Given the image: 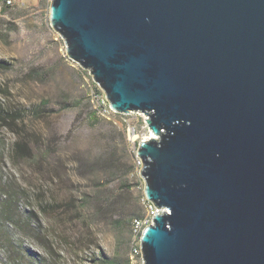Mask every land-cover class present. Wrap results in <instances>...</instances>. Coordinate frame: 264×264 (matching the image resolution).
<instances>
[{
  "label": "water",
  "instance_id": "obj_1",
  "mask_svg": "<svg viewBox=\"0 0 264 264\" xmlns=\"http://www.w3.org/2000/svg\"><path fill=\"white\" fill-rule=\"evenodd\" d=\"M119 113L141 111L142 264H264V0H51Z\"/></svg>",
  "mask_w": 264,
  "mask_h": 264
},
{
  "label": "rangeland",
  "instance_id": "obj_2",
  "mask_svg": "<svg viewBox=\"0 0 264 264\" xmlns=\"http://www.w3.org/2000/svg\"><path fill=\"white\" fill-rule=\"evenodd\" d=\"M50 2L16 0L3 10L0 1V59L10 65L0 68V98L24 115L10 132L0 131L10 140V183L29 189L26 208L35 211L44 198L55 201L49 208L56 210L49 218L40 215L46 229L20 233L18 242L44 264H142L141 256L131 257L125 223L142 206L123 127L90 118L88 69L66 57L63 37L50 25ZM132 120L147 132L138 117ZM32 129L51 152L37 165L13 156L19 152L16 141L35 137Z\"/></svg>",
  "mask_w": 264,
  "mask_h": 264
},
{
  "label": "trees",
  "instance_id": "obj_3",
  "mask_svg": "<svg viewBox=\"0 0 264 264\" xmlns=\"http://www.w3.org/2000/svg\"><path fill=\"white\" fill-rule=\"evenodd\" d=\"M0 1L3 10L10 7L4 4V0ZM9 66L7 60L0 59L1 69H8ZM23 118L21 109L10 110L9 103L4 97L0 98V131L5 129L10 132L11 124ZM90 118L98 121L100 117L91 110ZM30 132L35 137L27 142L23 139H21L22 142L16 141L14 147L19 149V152L13 156L19 157L18 160L28 164L37 165L47 160L51 152L48 146H44L41 138L35 135V129ZM123 187L128 188L129 185L123 183ZM30 198L29 189L10 183V140L6 141L0 135V264H44L39 254L30 251L18 242V234L32 236L39 233V230L46 229L40 222V215L46 218L53 216L56 210L50 209L49 206H52L55 201L47 203L44 198H39L37 207L33 211L26 208L25 204ZM140 214V209L129 214L131 216L125 221L126 226L129 228L131 220ZM104 261L114 264L113 259Z\"/></svg>",
  "mask_w": 264,
  "mask_h": 264
},
{
  "label": "built area",
  "instance_id": "obj_4",
  "mask_svg": "<svg viewBox=\"0 0 264 264\" xmlns=\"http://www.w3.org/2000/svg\"><path fill=\"white\" fill-rule=\"evenodd\" d=\"M16 0H4L5 5H13ZM66 53V51H65ZM66 57L71 62H74L78 66H80L77 62L71 60L67 54ZM81 67V66H80ZM85 78V89L87 99L90 103L91 110L100 118L113 120L119 122V124L123 127L125 133V139L128 146V151L130 152L133 159V169L130 172L131 176L140 177V181L136 185V188L139 191L138 200L140 205L142 206V212L139 216L134 217L130 223V254L131 257L134 258L136 256H141V240L140 237L144 228L147 225H150L154 222L153 216L157 213L168 212V209L165 207H156L152 203V201L148 200L144 194V179L140 175L139 169L142 166V161L138 155L139 143L140 141L147 139V134L151 131L147 123L144 119L148 116L141 111H129L127 113H119L112 109L109 105L108 100L104 95V91L99 87V85L93 80L91 73L88 70V75ZM116 116H119L118 121L116 120ZM138 117L141 122L142 128H146L147 132H139L137 130L136 123L134 122V118ZM134 122V124H133Z\"/></svg>",
  "mask_w": 264,
  "mask_h": 264
},
{
  "label": "bare ground",
  "instance_id": "obj_5",
  "mask_svg": "<svg viewBox=\"0 0 264 264\" xmlns=\"http://www.w3.org/2000/svg\"><path fill=\"white\" fill-rule=\"evenodd\" d=\"M147 137H157V136L154 135V134L152 133V131H150L149 134H147Z\"/></svg>",
  "mask_w": 264,
  "mask_h": 264
}]
</instances>
